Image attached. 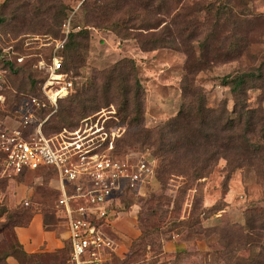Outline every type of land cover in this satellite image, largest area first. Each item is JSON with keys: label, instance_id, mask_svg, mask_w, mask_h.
Wrapping results in <instances>:
<instances>
[{"label": "rangeland", "instance_id": "rangeland-1", "mask_svg": "<svg viewBox=\"0 0 264 264\" xmlns=\"http://www.w3.org/2000/svg\"><path fill=\"white\" fill-rule=\"evenodd\" d=\"M97 1L0 0L2 19L12 20L19 14V19L12 23H20L23 16L30 23L19 36L7 25H0L1 125L18 126L22 100L39 95L40 84L45 80L42 63H48L53 43L61 38L64 24L68 23L78 34L77 50L73 51L77 58L72 62L64 57L63 64L80 88L97 72H108L123 59L136 62L143 89L145 130H156L178 114L184 103L181 88L187 83L185 75L188 84L204 95L203 106L226 105L231 112L235 98L230 86L224 85L225 78L254 74L247 90V103L252 109L264 110V0H183L172 16H146L156 28L152 30L142 29L138 20H128L130 28L125 29L121 24L127 20H119L122 14L116 11H111L106 20H97L88 13ZM5 2L7 5L3 6ZM196 5L201 6L200 12L185 17L187 9ZM178 11L181 15L171 20ZM53 16L57 19L52 20ZM42 20L49 25L43 27ZM146 40L152 42L154 49H142V41ZM162 40L165 46L173 48L160 47ZM202 42L206 43L205 50ZM8 62L22 71L15 74ZM33 79L37 81L35 87ZM14 83L22 92H17ZM8 93L18 94L19 101L12 104L13 97ZM110 106L114 107L117 119L111 121V126L122 128L115 152L122 156L146 154L153 157L158 168L155 148L144 138L128 145L130 140L138 139L124 123L118 104L112 102L104 108ZM64 118L60 110L54 125L67 126ZM226 166L227 161L222 159L208 178L193 181L174 175L163 183L156 174L141 194L123 198L117 208L118 216L132 221L133 232L131 238L123 241L117 231L108 228V233L121 245L126 241L124 255L117 253L109 258L114 264H239L238 260L226 258L228 250L224 248L222 234L230 226L246 228L253 214L264 211V174L254 168L240 169L226 182ZM50 181L51 174L44 171L11 177L0 165V207L9 209L8 214L0 216V264H67L68 247L56 256L40 254L30 259L22 255L15 239V222L22 220L21 214L25 213L23 222L27 223L35 213H55L57 194ZM29 190L34 197L32 204L26 206L28 200H20L18 195L29 194ZM196 221L198 225L192 227ZM170 244L180 248L166 251ZM234 248L236 259L249 257V246L236 244Z\"/></svg>", "mask_w": 264, "mask_h": 264}, {"label": "trees", "instance_id": "trees-1", "mask_svg": "<svg viewBox=\"0 0 264 264\" xmlns=\"http://www.w3.org/2000/svg\"><path fill=\"white\" fill-rule=\"evenodd\" d=\"M182 1L98 0L93 8L88 10V13L90 12L97 20H106L111 11H116L122 14L119 20H127L121 24L125 29L130 28L128 27L130 26V20H138L142 23L140 26L143 27L142 29L152 30L156 28L152 27L146 16H149L150 19L154 15L172 16L174 12L179 10ZM6 5L7 2L3 6ZM199 6L189 7L185 17L200 12ZM52 9L49 8V10ZM202 10L203 8H201ZM179 15H181L180 11L175 13L171 20H175ZM19 17V14L12 20H5L0 17V25H7L13 34L19 36L30 27V23L25 20V16H23L24 19L20 20V23H12V21H17ZM52 18V20L57 19L56 16ZM48 25V23H44L43 27ZM157 27H160V25ZM168 30L172 34V30ZM77 37L78 34L71 30L63 52V58H68L72 62H76L77 58V55L75 56L73 53L77 50ZM160 43L163 44L164 40ZM149 46L154 49L152 48V42L142 41L141 47L143 50L147 51ZM155 47L158 48V45ZM160 47L173 48L164 44ZM201 47L202 50H205L206 43L202 42ZM8 66L15 74L22 71V69H16L13 62H8ZM64 68L69 71L65 65ZM254 78V74L225 78L224 85L230 86L235 98V106L230 112L226 105L219 108L203 106L204 95L192 84H188V77L185 75L184 80L187 83L181 88L184 103L178 114L158 126L156 130H145L142 128V122L144 121L143 89L137 76L136 62L132 59H123L117 62L108 72H97L86 86L78 87L75 93L60 102V110L66 117L63 121H65L67 127L76 128L83 118L100 111L112 102H116L119 111L123 114L124 123L132 128L134 137L136 136V139H138L130 140L128 145L140 143L141 139L144 138L150 146L155 148V154L159 158L155 176L157 174L160 181L166 183L174 175L186 177L190 181L208 178L219 161L223 159L227 161V182L232 174L240 169L254 168L264 174V110L250 108L246 99L249 83ZM31 83L35 87L37 81L33 79ZM13 85L17 92H22L20 86L15 83ZM8 94L13 97V101L10 100L12 104L19 101L18 94ZM34 96H37V94H34ZM114 153L117 154L115 150ZM44 172L50 173L51 178L54 177L53 171L45 170ZM8 213L9 209L7 207H0V216ZM34 215L30 216L27 223H24L25 213L21 214L22 220L15 222L18 224L17 227L28 226ZM197 225L198 221L192 227ZM228 229L222 234V240L224 241V248L228 250V254L225 255L229 261L238 260L239 264H264V243L261 244L264 240V211H259L258 215L253 214L252 219L248 220L246 228L235 225L230 226ZM15 239L24 257L31 259L37 256L29 255L24 251L18 241L16 232ZM236 244L249 246V257L236 259V254L233 253ZM66 247L69 248L68 264L71 255L69 241L64 249L48 255L56 256L63 253Z\"/></svg>", "mask_w": 264, "mask_h": 264}, {"label": "built area", "instance_id": "built-area-1", "mask_svg": "<svg viewBox=\"0 0 264 264\" xmlns=\"http://www.w3.org/2000/svg\"><path fill=\"white\" fill-rule=\"evenodd\" d=\"M70 32V23L64 24L48 63H42L39 96L23 100L19 125L0 124V165L11 177L53 171L55 211L69 225L68 264H114L109 257L119 244L108 228L123 198L141 194L155 177L156 162L143 153H114L122 128L110 124L116 119L113 106L83 118L76 128L54 125L60 102L79 87L63 64Z\"/></svg>", "mask_w": 264, "mask_h": 264}, {"label": "crops", "instance_id": "crops-1", "mask_svg": "<svg viewBox=\"0 0 264 264\" xmlns=\"http://www.w3.org/2000/svg\"><path fill=\"white\" fill-rule=\"evenodd\" d=\"M49 185L51 186V189L56 192L54 188L57 186V183L54 181L53 177L51 178ZM26 192H29V194H24V196L18 195V197L20 200L27 199V202L31 205L34 194L31 190ZM132 227V221L123 220L118 216L112 222L109 229L112 228L114 231H117L124 241L126 237L131 238L133 232ZM15 232L19 243L29 255L54 254L64 249L69 239L68 222L62 212L56 211L51 215L42 212L35 213L28 226L17 227ZM113 239L116 240L115 238ZM116 241L119 244L117 253L124 255L126 241L123 242V245H121L118 240ZM179 248L180 247H176L175 244H170L166 251L173 252L177 251Z\"/></svg>", "mask_w": 264, "mask_h": 264}]
</instances>
